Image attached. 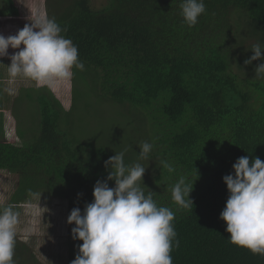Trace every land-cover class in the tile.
I'll use <instances>...</instances> for the list:
<instances>
[{
    "label": "trees",
    "instance_id": "obj_1",
    "mask_svg": "<svg viewBox=\"0 0 264 264\" xmlns=\"http://www.w3.org/2000/svg\"><path fill=\"white\" fill-rule=\"evenodd\" d=\"M182 2L108 0L93 9L89 0L66 5L59 0L52 10L47 4L46 16L77 46L84 64V70H72V100L75 83L84 86L91 77V91L101 103L127 104L141 115L146 124L138 132L152 149L141 159L139 150L127 154L110 135L84 139L70 118L73 103L65 110L50 90L32 88L37 92L27 97L39 110L38 133L22 144L0 140V172L13 179L8 205L42 193L66 199L70 212L75 207L83 212L94 200L96 181L108 176L104 162L123 152L126 166L150 162L153 181L142 189L175 213L179 246L173 241V264H264V256L230 242L220 218L229 196L223 176L234 173L239 157L264 161V76L254 71L264 60L244 63L253 52L234 49L231 20L234 12H243L248 34L264 49V0H203L206 11L192 27L181 15ZM0 3V16H19L14 0ZM180 177L193 185L192 209L172 199ZM74 226L68 264L83 243L73 240ZM18 251L16 243L14 257L22 264L27 254L21 251V258Z\"/></svg>",
    "mask_w": 264,
    "mask_h": 264
},
{
    "label": "clouds",
    "instance_id": "obj_2",
    "mask_svg": "<svg viewBox=\"0 0 264 264\" xmlns=\"http://www.w3.org/2000/svg\"><path fill=\"white\" fill-rule=\"evenodd\" d=\"M180 8L189 27L196 25L206 11L203 0H183ZM30 20L15 35L0 34V57L7 56L11 61L7 65L10 82L22 77L37 88L55 91L72 79L74 67L82 71L84 64L78 58L77 46L61 34L63 29L54 18L37 15ZM10 47L19 50L10 54ZM251 50L253 55L244 61L246 65L264 60L260 44ZM254 71L257 77L264 76V63ZM7 91L12 95L16 92L12 88ZM151 149L150 143L143 142L140 158H146ZM123 157V152L116 153L104 162L110 171L105 180L94 184V200L85 204L83 212L73 208L67 217L69 224H75L71 229L73 240L83 241L70 264H173V241L179 246L173 225L175 213L158 206L151 191L145 195L139 183L145 167L139 163L126 166ZM232 168L234 173L223 176L229 196L220 218L226 222L231 243L264 256V161L255 157L250 163L248 156H242ZM110 180L115 182L113 187H109ZM192 190L193 185L180 177L171 188L173 201L180 208L192 209ZM39 219L33 214L24 242L38 232ZM19 223V213L11 205L0 209V264H15Z\"/></svg>",
    "mask_w": 264,
    "mask_h": 264
},
{
    "label": "rangeland",
    "instance_id": "obj_3",
    "mask_svg": "<svg viewBox=\"0 0 264 264\" xmlns=\"http://www.w3.org/2000/svg\"><path fill=\"white\" fill-rule=\"evenodd\" d=\"M70 1L60 0L63 5ZM14 2L19 7V16H0V34L5 37L15 35L25 24L31 23V18L37 15L45 16L47 4L49 3L48 7L52 10V8L55 9L59 0H14ZM107 4L108 0H89V5L93 9H101ZM231 20L235 30L234 49L239 52L252 48L257 41L247 32L246 15L237 11L233 13ZM18 50L10 47L8 52L11 54ZM10 63L9 57H0V140L22 144L23 141L29 140L38 133L40 121L37 104L30 100L27 94H35L36 89L45 91L47 87L37 88L33 81L22 77H17L15 82H10L7 71V65ZM234 67L236 68V66ZM83 83H85L84 86L79 81L75 83L77 95L73 100V77L70 81L60 84L55 91L47 89L60 101L65 110L66 108L69 110L73 103L74 107L70 118L74 122L75 129L84 135V139L110 135L122 151L134 156L136 152L133 150L140 151V144H142V133L140 134L138 131L146 124L141 121V115L127 104L120 105L108 100L101 103L97 94L91 91V87H93L91 77ZM9 88L16 90L14 95L9 94L7 91ZM18 127L24 133L23 138L18 135ZM146 128L147 126H145ZM137 163L140 164V161ZM143 164L141 165L145 167V172L143 180L139 183L141 188H148L149 185L146 184L153 181V169L150 162ZM10 176L8 173L0 172V209L9 203L13 180ZM15 205L14 210L19 213L20 220L16 243L20 250L27 254L26 261H24L22 252H17L22 258V264H68L70 256V224L67 222V217L70 214L68 201L61 197L37 193ZM33 214L40 217L38 232L29 237L26 243L24 242L25 230L28 228ZM21 244L25 247H22ZM14 254L16 253L14 252ZM28 254L34 255V259L31 260ZM13 259L17 264L18 258L13 256Z\"/></svg>",
    "mask_w": 264,
    "mask_h": 264
}]
</instances>
